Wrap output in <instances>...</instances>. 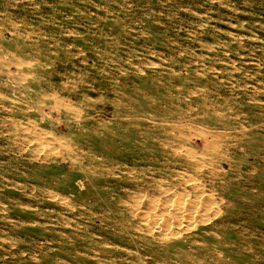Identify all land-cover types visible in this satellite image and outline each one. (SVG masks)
I'll list each match as a JSON object with an SVG mask.
<instances>
[{
	"label": "rangeland",
	"instance_id": "rangeland-1",
	"mask_svg": "<svg viewBox=\"0 0 264 264\" xmlns=\"http://www.w3.org/2000/svg\"><path fill=\"white\" fill-rule=\"evenodd\" d=\"M80 263L264 264V0H0V264Z\"/></svg>",
	"mask_w": 264,
	"mask_h": 264
},
{
	"label": "bare ground",
	"instance_id": "bare-ground-1",
	"mask_svg": "<svg viewBox=\"0 0 264 264\" xmlns=\"http://www.w3.org/2000/svg\"><path fill=\"white\" fill-rule=\"evenodd\" d=\"M77 7V6H76ZM66 16V15H65ZM103 17V16H102ZM65 18V17H64ZM101 23V22H100ZM92 24V23H91ZM257 27V26H256ZM22 29V28H21ZM100 31V30H99ZM87 39V38H86ZM78 40V39H77ZM83 42V41H82ZM259 45V44H258ZM89 47V46H88ZM247 47V46H246ZM108 48H110V47H108ZM157 49V48H156ZM149 53V52H148ZM116 54V53H115ZM114 54V55H115ZM75 61V60H74ZM138 64V63H137ZM120 67V66H119ZM191 72V71H190ZM188 77V76H187ZM187 80V79H186ZM66 81V80H65ZM149 81V80H148ZM194 81V80H193ZM196 81V80H195ZM157 82V81H156ZM177 82V81H176ZM137 83V82H136ZM202 86V85H201ZM71 88V87H70ZM210 88V87H209ZM114 93V92H113ZM51 95V94H50ZM104 96V95H103ZM135 98V97H134ZM55 101V100H54ZM109 101V100H108ZM131 101V100H130ZM124 102H125V100H124ZM246 104V103H245ZM70 105V104H69ZM142 105V104H141ZM92 106V105H91ZM4 109V108H3ZM64 109V108H63ZM71 111V110H70ZM149 111V110H148ZM201 119V118H200ZM2 124V123H1ZM14 129V128H13ZM108 132V131H107ZM39 134V133H38ZM257 134V133H256ZM38 136V135H37ZM133 137H135V136H133ZM216 139V138H215ZM216 142V141H215ZM112 146V145H111ZM131 147V146H130ZM155 148V147H154ZM180 149V148H179ZM106 150V149H105ZM191 153V152H190ZM115 154V153H114ZM51 155V154H50ZM113 155V154H112ZM115 156V155H114ZM113 156V157H114ZM142 158V157H141ZM129 160V159H128ZM9 164V163H8ZM72 166V165H71ZM25 178V177H24ZM115 180V179H114ZM153 180V179H152ZM15 183V182H14ZM121 183V182H120ZM85 188V187H84ZM158 190V189H157ZM156 190V191H157ZM169 190H171V189H169ZM124 192V191H123ZM158 193V192H157ZM122 194V193H121ZM178 195H179V192H178ZM186 195V194H185ZM79 197V196H78ZM25 198V197H24ZM196 198V197H195ZM206 201H201L200 199H198V200H194V201H192V204H191V206H190V209H192V208H195V207H198L197 205H204V203H205ZM32 203V202H31ZM167 203H163V204H158V203H155L154 205H152L153 206V209H158V207H161L162 209H168L169 208V206H167L166 205ZM34 205V204H33ZM52 205V204H51ZM146 205H148V204H146ZM152 208V207H151ZM64 209V208H63ZM174 209V208H173ZM173 209H171V210H173ZM171 210H169V211H171ZM40 211V210H39ZM191 211V210H190ZM196 212V211H195ZM220 211H218V213H219ZM174 213V212H173ZM130 215V214H129ZM41 221V220H40ZM126 222V221H125ZM73 225V224H72ZM245 225H246V223H245ZM240 226V225H239ZM182 228V227H181ZM180 228V229H181ZM183 231V230H182ZM96 234V233H95ZM168 234V233H167ZM73 236V235H72ZM178 236V235H177ZM72 238V237H71ZM92 245V244H91ZM257 245V244H256ZM47 246V245H46ZM92 247V246H91ZM135 248V247H134ZM144 248V247H143ZM145 249V248H144ZM150 250V249H149ZM148 250V251H149ZM162 251V250H161ZM164 251V250H163ZM145 252V251H144ZM81 253H84V252H81ZM17 256V255H16ZM72 256V255H71ZM207 256V255H206ZM226 256V255H225ZM66 257V256H65ZM223 257V256H222ZM78 258V257H77ZM50 259V258H49ZM165 259V258H164ZM4 262V261H3ZM232 263V262H231ZM257 263V262H256ZM81 264V263H80Z\"/></svg>",
	"mask_w": 264,
	"mask_h": 264
}]
</instances>
